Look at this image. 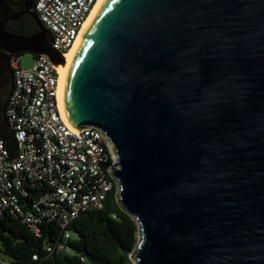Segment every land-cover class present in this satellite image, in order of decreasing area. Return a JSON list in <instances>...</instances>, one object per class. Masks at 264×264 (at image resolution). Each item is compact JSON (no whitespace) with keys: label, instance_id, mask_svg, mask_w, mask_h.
<instances>
[{"label":"water","instance_id":"obj_1","mask_svg":"<svg viewBox=\"0 0 264 264\" xmlns=\"http://www.w3.org/2000/svg\"><path fill=\"white\" fill-rule=\"evenodd\" d=\"M31 5L38 31L22 36L0 0V136L10 55H60ZM62 105L112 144L132 264H264V0H103Z\"/></svg>","mask_w":264,"mask_h":264},{"label":"built area","instance_id":"obj_2","mask_svg":"<svg viewBox=\"0 0 264 264\" xmlns=\"http://www.w3.org/2000/svg\"><path fill=\"white\" fill-rule=\"evenodd\" d=\"M95 2L33 0L31 9L49 44L63 53ZM9 64L12 87L4 112L16 149H8L0 138V213L19 218L34 236L41 235L43 226L56 225L57 238L44 244L45 251L71 254L70 222L85 210L101 209L110 190L116 198V181L108 167L115 158L112 144L100 128H75L65 119L58 73L46 54H31L30 65L22 67L12 53ZM33 189L42 191L31 196ZM0 264L13 263L7 257Z\"/></svg>","mask_w":264,"mask_h":264},{"label":"trees","instance_id":"obj_3","mask_svg":"<svg viewBox=\"0 0 264 264\" xmlns=\"http://www.w3.org/2000/svg\"><path fill=\"white\" fill-rule=\"evenodd\" d=\"M10 8L23 5L24 0L13 2L2 0ZM33 1V0H32ZM4 30L18 35H29L38 31L31 16L25 15L3 23ZM22 52H16L19 56ZM5 146L15 150L16 145L10 131L0 136ZM42 189H33L31 196ZM72 236V253H47L44 244L52 243L58 235L57 226H43L40 236H34L17 217L7 212L0 213L1 252L13 264H132L129 258L136 242V224L124 212L115 198V190H110L101 209H89L78 214L68 226ZM37 254L36 259L31 255ZM80 257L83 260H80Z\"/></svg>","mask_w":264,"mask_h":264},{"label":"bare ground","instance_id":"obj_4","mask_svg":"<svg viewBox=\"0 0 264 264\" xmlns=\"http://www.w3.org/2000/svg\"><path fill=\"white\" fill-rule=\"evenodd\" d=\"M102 1L103 0H96L94 6L90 10L88 16L84 20V22H83V24L79 30V33H78L76 39L74 40L72 46L66 52L60 53L58 58L51 59L53 65L56 68V71L58 73L59 103H60V109H61V112L63 115H64V110H63V105H62V91H63L64 76H65L67 66H68L70 60L72 59V56L74 54V51H75V48H76V45H77L79 39L81 38L84 31L86 30L91 18L93 17V15L96 13L98 8L100 7ZM65 119H66V117H65Z\"/></svg>","mask_w":264,"mask_h":264},{"label":"rangeland","instance_id":"obj_5","mask_svg":"<svg viewBox=\"0 0 264 264\" xmlns=\"http://www.w3.org/2000/svg\"><path fill=\"white\" fill-rule=\"evenodd\" d=\"M20 58V64L22 67H28L30 65L31 60V54L28 52H22V54L19 55ZM136 239H137V232H136ZM7 258L2 252H1V244H0V259ZM131 263H133V260L130 259Z\"/></svg>","mask_w":264,"mask_h":264},{"label":"flooded vegetation","instance_id":"obj_6","mask_svg":"<svg viewBox=\"0 0 264 264\" xmlns=\"http://www.w3.org/2000/svg\"><path fill=\"white\" fill-rule=\"evenodd\" d=\"M23 9H24L23 5H20V3L17 4L16 8H9L8 14H17V15L14 18L5 19L4 22H7L8 20H15L16 18L21 17V16L29 15L28 13L22 12Z\"/></svg>","mask_w":264,"mask_h":264}]
</instances>
